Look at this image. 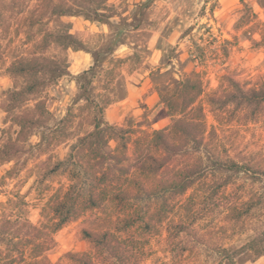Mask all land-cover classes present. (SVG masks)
<instances>
[{"label":"rangeland","instance_id":"374dc122","mask_svg":"<svg viewBox=\"0 0 264 264\" xmlns=\"http://www.w3.org/2000/svg\"><path fill=\"white\" fill-rule=\"evenodd\" d=\"M37 2L0 0V226L9 218L18 228H0V264L38 255V264H264V0L90 5L109 23L82 15L42 22ZM68 29L99 53L89 84L78 75L92 53L45 36ZM34 51L65 58L69 74L17 95L24 83L8 66ZM97 105L106 106L102 114ZM96 116L114 128L106 136L123 159L116 168L162 163L153 176L202 177L163 201H103L54 230L53 203L68 185L54 164L94 129ZM159 130L167 147L154 139ZM136 206L148 210L151 226L118 233L137 242L127 243L123 260L85 236L110 230L111 218Z\"/></svg>","mask_w":264,"mask_h":264},{"label":"trees","instance_id":"16d2710c","mask_svg":"<svg viewBox=\"0 0 264 264\" xmlns=\"http://www.w3.org/2000/svg\"><path fill=\"white\" fill-rule=\"evenodd\" d=\"M101 1L103 2V0H38L33 11L38 13L39 19L42 18V22L45 18L82 15L87 19L109 23V16L100 12L98 7L94 10L90 9V5L99 2V6L102 3ZM45 36L53 37L55 41L62 43L64 47L73 46L92 53L93 63L87 70L78 75L79 79L89 84L91 81L89 75H92V77L95 75L100 63L99 53L87 49L83 42L75 38L70 29L65 32L46 31ZM38 46L35 49L38 50ZM48 46L45 44L41 49L45 50ZM68 66L65 58L37 55L35 52L30 57L14 58L8 66V71L12 76L22 79L24 83L20 90H15V94L28 96L40 91L39 89L47 81H55L69 74ZM185 86H188V83H185ZM81 88L84 94L88 93V88L84 84L81 85ZM86 99L88 101L91 100L90 94H88ZM97 107H99V112L102 114L106 106L97 105ZM29 111L30 109H28L26 114L30 113ZM25 115L20 120L25 119ZM106 128L111 131L114 129L113 126L106 124L101 118L96 116L94 118V129L79 136L70 145L65 158L55 162L54 168L60 170L66 176L68 185L60 191L53 203V211L57 219L52 224L54 230H59L69 220L78 217L84 210L100 208L103 205V201L114 200L123 206L135 201H163L168 195L186 191L203 175V172L193 171L171 179L155 177L153 174L163 164L158 163V160L153 158V156H150V159L154 161V164L155 162L158 163V166L154 165V168L144 163H140L137 166L138 172H132L131 168L134 165L129 164L120 165L119 168H116V163L123 159L114 152L109 144ZM116 131L119 132V130ZM162 133L161 130L157 131L154 139L167 147V140ZM235 165L237 164L229 166V169H234ZM148 216V210L136 206L134 211L111 218L109 223L113 228L110 230L101 231L100 228L85 229L84 234L112 257L123 260L126 251L131 246L127 243L133 242L132 244H137V242L131 238L123 240L118 233L131 236L134 230L140 226L146 229L150 228L151 224ZM13 224L7 218L0 228L12 230L16 234V229L18 228L13 226ZM29 227L35 229L32 224H29ZM3 232L6 233L7 231L3 230ZM8 238L5 236V239ZM24 239L27 244H34V240ZM140 243L142 242L139 241L138 245ZM38 256L28 260V264H38L40 261L37 260ZM85 262L93 264L90 259Z\"/></svg>","mask_w":264,"mask_h":264},{"label":"crops","instance_id":"0c3cea01","mask_svg":"<svg viewBox=\"0 0 264 264\" xmlns=\"http://www.w3.org/2000/svg\"><path fill=\"white\" fill-rule=\"evenodd\" d=\"M90 65H91V63H89V65H88L87 67L85 66L84 69L81 70V71L83 72V71L87 70V69L90 67ZM111 111H112V110H111V108L109 107V108L107 109V111H106V112H107V115H109V116L112 115V114H111Z\"/></svg>","mask_w":264,"mask_h":264}]
</instances>
